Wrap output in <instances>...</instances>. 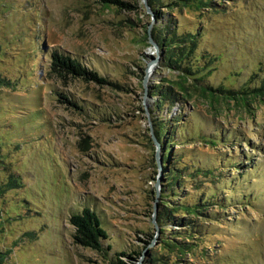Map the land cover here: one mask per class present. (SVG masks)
Returning <instances> with one entry per match:
<instances>
[{
	"label": "rangeland",
	"instance_id": "obj_1",
	"mask_svg": "<svg viewBox=\"0 0 264 264\" xmlns=\"http://www.w3.org/2000/svg\"><path fill=\"white\" fill-rule=\"evenodd\" d=\"M111 1L0 0V264H264V91L225 101L181 86L147 33L196 34L204 85L251 90L264 0ZM54 53L105 82L60 76ZM168 85L181 111L157 105ZM148 119L172 142L156 201ZM84 207L103 252L73 239Z\"/></svg>",
	"mask_w": 264,
	"mask_h": 264
},
{
	"label": "trees",
	"instance_id": "obj_2",
	"mask_svg": "<svg viewBox=\"0 0 264 264\" xmlns=\"http://www.w3.org/2000/svg\"><path fill=\"white\" fill-rule=\"evenodd\" d=\"M103 1H106L107 3H114V1L111 0ZM117 4L121 3L117 2ZM148 4L157 21L160 20V16L153 4L151 2ZM165 31L166 33L164 35L158 27H153L150 35L152 40L158 45V48L164 53L161 60L162 66L178 71V79L182 82L181 86L190 81L191 84L200 90L202 94L209 97L220 98L225 101H245L249 97L257 98L260 95H263L262 92L264 91V84L258 88H253L251 90L246 89L238 92L223 89L213 90L204 85L202 82L203 80L198 76V73L202 70L198 67H196V69L193 68L194 63L197 60L195 58V51L198 44L197 35L189 32L185 34H177L174 27H172V29L166 28ZM51 61L52 69L60 76L72 74L85 80L91 79L98 83L105 82L97 72L86 70L82 68L77 61L59 55L58 53L51 55ZM163 91L165 92L158 94L159 101L157 105L160 108H162V106H166L168 110H171L177 104L180 110L182 99L179 97V94L182 92L179 91L176 93L173 89V85H168L167 89ZM153 125L154 135L161 146L164 154L163 159L166 161V155H170L169 150L172 147V142L170 141L171 139H169V135L166 133L165 129L162 131L163 128L160 126L159 122L158 124L153 123ZM164 139L167 140L166 143H164ZM68 223L74 229L73 239L77 244L83 247H89L97 252H103L104 249L102 241L106 240L108 235L101 227L100 220L95 212L87 207H84L79 212L71 214L68 218ZM106 249L108 250L109 246H107ZM122 255L124 256L125 253L116 254L115 261H112L111 264H125L120 259ZM126 256L130 257L128 255Z\"/></svg>",
	"mask_w": 264,
	"mask_h": 264
},
{
	"label": "water",
	"instance_id": "obj_3",
	"mask_svg": "<svg viewBox=\"0 0 264 264\" xmlns=\"http://www.w3.org/2000/svg\"><path fill=\"white\" fill-rule=\"evenodd\" d=\"M145 10L148 14L152 15L149 8L145 5ZM150 28L151 26L149 25L148 26V35H149V43L154 47L155 49V52L156 54L158 55V51H157V47L156 45L154 44V42L152 41L151 39V36H150ZM144 107L146 108V102H144ZM145 113H147V111H145ZM148 130H149V133H150V136H151V140L153 142V144L156 146V151H155V163H156V168H157V177H156V180H155V201L157 200V197H158V183H159V177H160V174H161V162L158 158V150L160 148L159 146V143L156 141V139L154 138L153 136V133H152V128H151V124H150V120L148 119ZM154 210H155V206H154Z\"/></svg>",
	"mask_w": 264,
	"mask_h": 264
}]
</instances>
